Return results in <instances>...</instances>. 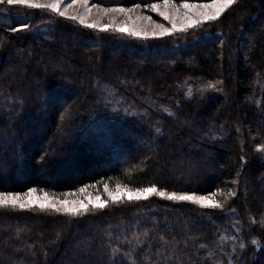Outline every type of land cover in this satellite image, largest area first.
<instances>
[{"label":"trees","instance_id":"1","mask_svg":"<svg viewBox=\"0 0 264 264\" xmlns=\"http://www.w3.org/2000/svg\"><path fill=\"white\" fill-rule=\"evenodd\" d=\"M89 2L144 7L160 0ZM25 23L27 30L12 31ZM216 79L225 81L226 95L201 97L198 89ZM53 92L60 104L52 103ZM258 146H264V0H236L217 21L148 40L0 4V191L36 188L62 199L84 188L102 200L105 184L198 195L237 191L223 211L158 196L77 217L0 210V264H131L123 253L134 233L140 247L133 256L141 264H228L229 254L232 264H264ZM109 237L117 249L111 256Z\"/></svg>","mask_w":264,"mask_h":264},{"label":"snow or ice","instance_id":"2","mask_svg":"<svg viewBox=\"0 0 264 264\" xmlns=\"http://www.w3.org/2000/svg\"><path fill=\"white\" fill-rule=\"evenodd\" d=\"M6 3L9 6H24L29 9L49 11L56 14L59 17L65 18L71 21H78L86 29L98 30L100 32L114 31L124 34L128 37L148 40V39H163L176 33H185L193 28L203 27L205 24L217 21L226 9L230 8L236 3V0H211V3H190L188 0H183L182 3H176L175 0H160L158 3H151L144 7L147 10L156 13L168 26L163 23H158L152 19L151 16L144 15V7L140 3L135 4L133 7H101L99 4L93 5L98 9L97 19L89 22L88 16L91 12L89 6V0H72V3L67 7H62V0H0V4ZM77 4H80L84 12L80 15H69L68 8H71ZM137 10H140L137 12ZM136 13V15H133ZM111 15L110 23L103 24L102 18L104 15ZM146 21L147 24L142 22ZM29 28L28 24H21L19 28H13L12 31H25ZM190 79V78H189ZM188 80L184 81L187 84ZM216 92L226 95L225 81L223 79H216L215 82L209 80L198 92L201 97H204L206 92ZM185 97L189 100L193 98V90L188 87ZM51 101L53 104H60L61 97L53 92L51 95ZM167 111V109H165ZM169 116L175 115V113L169 112ZM61 119H65L62 115ZM157 132L160 129L157 128ZM256 151L262 154L264 158V146H258ZM243 159V157H242ZM239 176V173H237ZM233 185L237 184L236 179L232 180ZM105 192L108 193V199L101 200L100 197H96L95 200H69L60 199L55 196H50L49 193L44 192L42 195H35L37 193L36 188H30L25 193L20 192H6L0 191V210H28L33 211L38 208L40 211H52L58 214H64L72 217L82 216L91 211H103L109 206V203L118 204L127 200L128 202H138L141 200H147L150 196H158L162 199H166L174 202H188L192 205H196L202 209H219L223 211L228 202L237 196L235 188H229L227 192L222 189H217L215 192H210L207 195H198L195 192H169L167 190L158 188L155 184L149 187L129 188L128 186H121L117 184L115 190H109V186L105 184ZM81 192L85 189L81 188ZM68 196L71 193L66 194ZM231 212L235 213L236 209L232 208ZM261 225L264 226V219L261 221ZM146 236L147 233H144ZM232 240H236L237 237H230ZM160 239H163L161 237ZM221 240L225 237L221 236ZM112 238L109 237L107 247L112 249V252L106 253L111 256L117 249L113 248L111 243ZM135 241V244H133ZM130 247L123 253L126 257H131V264H141V261L136 259L133 254L140 247L139 236L133 234L132 240H127ZM170 243V242H166ZM251 244L259 245V240L256 238L251 239ZM201 247H204L202 244ZM246 245L244 242H239L238 248L243 250ZM233 252H236V246H233ZM214 255L210 250L209 257ZM146 259V258H145ZM232 256L229 254L228 264H232ZM215 264H221L220 261H216Z\"/></svg>","mask_w":264,"mask_h":264},{"label":"rangeland","instance_id":"3","mask_svg":"<svg viewBox=\"0 0 264 264\" xmlns=\"http://www.w3.org/2000/svg\"><path fill=\"white\" fill-rule=\"evenodd\" d=\"M72 3V0H62V7H67V5H69V4H71ZM191 3H195V2H191ZM203 3H211V1H208V2H203ZM4 5H7L6 3H4ZM18 6V5H17ZM89 6L91 7V6H93V4H91L90 2H89ZM128 8H131V7H128ZM229 9V8H228ZM228 9H226L225 10V12L221 15V17L228 11ZM140 10H137V12H139ZM83 12H84V9H83V7L80 5V4H77V5H75V6H73V7H71V8H68V13H69V15H80V14H83ZM148 12H150L149 14L148 13H146V12H144L143 11V14L144 15H148V16H151L152 17V19L154 20V21H156V22H158V23H163V24H165V26H168L167 25V22L166 21H164L161 17H159L156 13H153V12H151V11H148ZM97 13H98V9H96L95 7H91V12H90V14H89V16H88V20H89V22H92V21H94V20H96L97 19ZM111 15L112 14H108V15H104L103 16V18H102V23L103 24H109L110 23V19H111ZM133 15H136V13H133ZM220 17V18H221ZM219 18V19H220ZM3 23H7V21L6 20H3L2 21ZM77 24H79V22L78 21H75ZM142 23H144V24H147V22L146 21H144V22H142ZM80 25V24H79ZM81 27H83L82 25H80ZM194 29V28H193ZM191 30V29H190ZM95 31H97V32H100V31H98V30H95ZM101 33H110V34H114V35H119V36H123V37H128V36H126V35H124V34H121V33H118V32H114V31H108V32H101ZM179 34H182V33H176V34H174V35H170V36H168V37H171V36H178ZM129 38H131V37H129ZM135 39V38H134ZM225 103V101H223V104ZM229 162H232V159L230 158L229 160H228ZM261 164L263 163L264 164V158L261 160V161H259ZM116 188V187H115ZM115 188H113L112 190H115ZM111 191V190H110ZM27 192V191H26ZM25 193V192H24ZM44 192H37L35 195H42ZM104 196H105V200L106 199H108V193L107 192H105V188H104ZM51 196V195H50ZM96 197H100V196H98V195H94V193H88V192H79V194H74V195H71V196H68V195H65V197H63L62 199H69V200H76V201H78V200H84V201H88L89 199H92V200H95V198ZM151 197H157V196H150L149 198H151ZM102 200V199H101ZM124 201H127V200H124ZM38 208H36V210H37ZM39 210V209H38ZM47 212V211H46ZM48 212H51V213H55V212H52V211H48ZM56 214H58V213H56ZM59 215H64V214H59ZM67 216V215H66Z\"/></svg>","mask_w":264,"mask_h":264}]
</instances>
